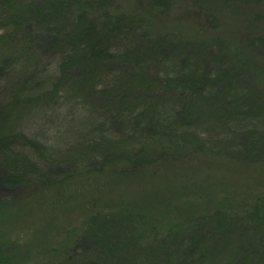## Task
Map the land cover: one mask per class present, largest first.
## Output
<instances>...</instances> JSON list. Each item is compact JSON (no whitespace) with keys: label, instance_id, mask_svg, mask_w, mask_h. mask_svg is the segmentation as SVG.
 Listing matches in <instances>:
<instances>
[{"label":"trees","instance_id":"trees-1","mask_svg":"<svg viewBox=\"0 0 264 264\" xmlns=\"http://www.w3.org/2000/svg\"><path fill=\"white\" fill-rule=\"evenodd\" d=\"M170 1L144 0L142 6L166 13ZM182 1L187 19L200 14L213 31L232 26V16L244 18L240 34L231 37L228 30L231 50L243 58H229L215 35L193 45L183 38L137 40V21L115 14L113 0H0V184L35 182L32 212L46 209L51 201L39 182L60 192L77 180L50 176L60 164L57 144L71 133V141L89 143L87 173L110 170V197L121 185L135 196L112 198L110 209L100 211L91 209L101 206L95 200L80 205L89 227L85 239L73 228L59 235L54 212L39 211L30 216L37 239L20 241L0 231V264H264V93L255 90L259 84L264 91V0ZM180 62L177 79L166 78L168 66ZM130 69L138 70L135 79L128 80ZM162 75L159 94H151L153 79ZM150 104L159 117L145 114ZM213 107L216 114L207 119L203 109ZM36 108L45 113L38 120L31 112ZM78 112L86 114L80 124ZM25 118L31 125H18ZM194 126L210 135L201 137ZM76 153L80 172L90 154ZM200 156L206 163L199 164ZM70 158L60 160L75 167ZM197 165L209 172L202 186L187 174ZM212 168L232 182L252 177L263 190L235 184L220 197L219 184L208 179L216 175ZM158 182L163 187L156 188ZM157 209L160 223L153 221Z\"/></svg>","mask_w":264,"mask_h":264},{"label":"rangeland","instance_id":"rangeland-1","mask_svg":"<svg viewBox=\"0 0 264 264\" xmlns=\"http://www.w3.org/2000/svg\"><path fill=\"white\" fill-rule=\"evenodd\" d=\"M143 1L144 0H113V2H110V5H113L116 8L114 9L115 14L126 15V17L129 16L130 18H134L137 21L136 22L137 27L133 29L134 32L136 31L138 32V36L136 37L137 40L143 37L145 38L147 36V37H150V39H153L151 37H155V38L159 37V39H165L166 41L173 40V43H175V41H178L179 39L183 38L184 40H186V42H190L191 45H193V44H199L198 41H203V38L206 41H210V40L212 41V37L215 35L217 36L222 46L220 48L221 49L223 48V50L227 53L229 58L231 55H233L234 56L233 58H236V59L237 57H240L241 59L243 58V55L240 53L239 49L235 48L231 50L232 41H231V38L229 37L230 32L228 30L231 31V37H234L240 34L243 31L242 28L246 27V21L244 22L245 20L244 18H241V17L236 18L232 16V18H234L235 20L234 22H232V26H230L229 28H225L222 26L217 31L215 30L213 31V27L211 26L213 25V23L207 22V20L203 19L204 17L202 18L203 20L201 23L200 14L197 15L198 16L197 21H193L191 19L186 18L185 10L188 9L186 7L188 6L187 2H183L182 0H172L170 1L172 4L171 6H169V11L166 10V13L165 12L164 13H157V12L150 13L148 10L144 9V7L142 6ZM168 13H171V14H168ZM204 21L206 23H204ZM223 31H227L228 34L222 35ZM134 41L136 42L135 39ZM244 54L247 55V53H244ZM51 65L52 66L50 67L49 73L54 74L57 72V65H54V66L53 64ZM181 66H182L181 62L178 65L170 64L166 71V75H167L166 78H170L172 80L177 79L176 75H179L182 73V70H180L179 68ZM208 68L209 67H206V69ZM203 69L205 70V66H203ZM126 73L127 75H129L128 80H130L133 77L135 79L137 76L138 70L130 69V70H127ZM124 75L125 73H123V76ZM163 78L165 77H163L162 75V77L157 76L153 79L156 85L154 86L151 94H156V95L159 94V90L161 89L159 87L160 86L159 83L157 82L160 80L162 83ZM147 90L148 88H146V92L139 90L140 92L139 94L140 95L147 94ZM255 90H258L264 93V91H262L263 90L262 85L257 84V87L255 88ZM144 107H146L145 111H147V113L145 114H147V116H149L148 112H151V111H153L155 115L154 118L160 116V114L158 113L159 110H157L158 112H156L154 108L152 107V104L144 106ZM174 108H176V106L173 104V106H170L166 108L165 110L170 112ZM179 108H182V107L180 106ZM29 110H33V109H29ZM203 110H204V115L207 119H211L216 114V108L214 107L211 110L207 108ZM41 111L43 110L39 108L34 109L33 111H31L33 112L32 117H34L37 120L40 119L42 117L40 115H45V113ZM85 117H86V114H84V112H78L75 117L77 124H80ZM25 119H24L25 122L22 121V123L18 125L20 126L31 125V122L28 121L29 119H26V120ZM64 129L65 128H63V130ZM191 129H194L193 132L197 131L196 133H200L201 137L210 135L207 131L203 130V128H198L194 126ZM61 132L62 134H64V136H66V134H69L71 131H69V133L67 131H61ZM69 135H70L69 139H67V136H66L65 141L61 145L57 144L61 148H59V151H55L54 155H55V158L57 159L59 158V160H57V163H59L60 161V164L59 165L56 164L54 166L56 171L53 174L50 173V176L54 179V178H61L69 174H73L75 175V178H77L75 184L72 183L70 187L68 186V188H65L63 191L59 192V191H52L48 187L47 184L41 185L42 182H39V185L44 188L43 189L44 194H45L44 199L46 201L48 200V202L51 201V203H49V206H47L46 209H45V205H43L42 207L37 206L34 213L32 212L34 211V208L32 207L31 201L29 199L35 197L37 194L36 192H38L36 190L37 187H36L35 182L32 183L31 185L25 184L24 187L22 188L17 187V186L7 188L3 184L2 185L0 184V203H1L0 231H2L1 233L3 235L14 237V239L16 240L19 239L20 241L31 240L33 236L35 239H37L36 235L39 232V230L36 232L37 226L33 225L34 220L31 217L40 216L39 211L40 212L45 211V213L54 212V216H56L55 219L56 220L59 219L58 221L60 222L59 224L60 230L58 232L59 235H64V233L68 232L69 228H73L75 232H78L81 235L80 237L85 239L84 234L89 231V227L85 226L87 222L84 223L85 218L80 214V205L82 204L85 205V203L95 200L97 203L101 204V206L90 205L91 209H93V211L95 210L100 211V210H104L103 207H107L108 209H110L109 203L112 200V198H119L120 196L124 198L127 197V199L129 200L135 199V196L132 195V190H129L128 187L123 186V185H121L120 188L116 189L115 193H117L116 194L117 196L110 197V185H112V183L110 184V170H105L106 173L108 172V174H105V175L103 174L102 176H101V173H98V172L97 173L92 172L90 174L87 173L85 169L88 166L85 167L84 165H87L91 161V155H92L88 151L89 143L85 139H82L78 142L71 141L73 134L70 133ZM70 145L72 146L74 145L75 149L73 150L74 147ZM99 146H101V144ZM84 150L86 154H90V156L88 158V161L82 165L84 166V169L80 170L79 172L77 168L79 169L81 160L76 158L75 153L76 151L82 152ZM99 150H102V148H99L97 151ZM77 155H78L77 157L82 156L80 154H77ZM70 156L71 157L73 156V158L75 157L74 160L77 161V165H75V167L71 165L72 162L70 161L60 160V157H63L67 160L71 159ZM200 159L203 162L202 163L199 162V164H204V162L206 163V160L204 157L200 156ZM209 159H211V157H209ZM91 164L92 166H94V163L91 162ZM57 166L59 167L61 166L62 169H58ZM212 169L214 170L216 175H211L208 179H210L212 183L219 184V186L216 189H217V195H219L220 197L226 196L225 192L227 193L232 192L229 190L231 189L234 190L236 188L235 187L236 185L243 184V183L244 184L241 187L243 191H246V192L248 191V192L259 194V192L263 190V189H260L259 186H256L257 184L254 182V179L252 177H251V180L250 178L243 180V179H236V177H234V182H232L231 181L232 178H230V176H226L227 178L223 177L224 179L217 176L218 174L225 173L224 170H218L216 168H212ZM207 173L209 172L206 170V168H202L201 165L200 166L197 165L191 171V173H187V174L191 176L192 178H194L193 180H196V186H202L203 184L206 183L204 179L208 175ZM160 175H161V172L159 169V174H157V176L160 177ZM162 184L163 183L158 182L156 188L163 187L161 186ZM100 185H103V186L100 187ZM205 187H209V186H205ZM98 188L100 191L97 190V191H94L96 193H93V190H96ZM148 189H149L148 193L149 192L154 193V191H156V189H152L150 187H148ZM62 201H63V207L61 208L60 204L62 203ZM151 201L154 202L153 197ZM202 202L203 201H201V203ZM54 203L59 204L57 208H55ZM158 206H160V208L163 211H165L166 208L163 207L161 203H159ZM25 213H27L28 216L25 217L26 219H23V216L25 215ZM154 213H157L153 217L154 222L160 223L161 221L164 220V217H161L158 214L159 213L158 209ZM108 214L110 215V211L108 212ZM65 225L68 227L65 230V232H62V228ZM163 230L165 232L168 231L167 228H163ZM42 237H43V234H42ZM63 238L64 236L62 237V239ZM31 245H35V244H31ZM26 249L27 248L25 246L24 250Z\"/></svg>","mask_w":264,"mask_h":264}]
</instances>
